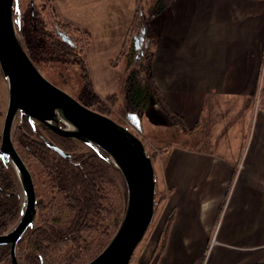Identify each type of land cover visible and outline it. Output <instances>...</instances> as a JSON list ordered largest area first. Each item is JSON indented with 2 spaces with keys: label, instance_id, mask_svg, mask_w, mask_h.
I'll list each match as a JSON object with an SVG mask.
<instances>
[{
  "label": "crops",
  "instance_id": "obj_1",
  "mask_svg": "<svg viewBox=\"0 0 264 264\" xmlns=\"http://www.w3.org/2000/svg\"><path fill=\"white\" fill-rule=\"evenodd\" d=\"M55 1L68 22L76 27L83 25L91 40L98 31L100 40L95 43L105 47H113L115 41V34L105 32L110 29V16L113 20L118 13L125 15L128 26L132 13L131 0ZM259 4L249 0H177L173 9L159 18L154 27L159 41L152 72L170 109L190 128L205 123L210 99H235L255 92L256 64L264 41V2ZM118 7L121 10L116 12ZM214 110H219L218 101ZM243 141L239 138L238 150L229 151L228 146V153L222 156L212 153L216 157L206 151L171 152L166 163L174 178L171 182H176L178 169H194L201 191L209 199L200 203L194 193V198L172 200L178 214L169 252L161 264H169L174 254L177 262L191 253L195 255L188 250L191 239L201 240L194 247L197 255L211 239L216 240L206 264H255L262 256L256 251L264 245V147L247 154L242 175L234 185L231 183L228 208L222 209L225 187L241 158ZM187 180L181 177L179 181ZM191 184L199 187L194 181ZM200 259L196 256L190 261L197 264Z\"/></svg>",
  "mask_w": 264,
  "mask_h": 264
},
{
  "label": "rangeland",
  "instance_id": "obj_2",
  "mask_svg": "<svg viewBox=\"0 0 264 264\" xmlns=\"http://www.w3.org/2000/svg\"><path fill=\"white\" fill-rule=\"evenodd\" d=\"M176 1L177 0H174L171 6L163 13L150 20V32H153L157 44L159 41V32L155 31L154 27L157 28L159 18L162 19L165 15H167L175 6ZM249 1L254 2L257 5H260L259 3L262 1L264 2V0ZM32 2L35 3V8L37 10H34V7L31 6ZM56 3L57 2L55 0H18V9L14 14L17 35L30 59L47 80L73 96L84 105H89L90 107L92 105V107H95L96 105L103 103L104 107L108 110L106 117L126 128L142 141L146 153L152 161L155 171V180L157 182L155 194V217L144 239L137 247L130 264H161L169 252L172 226L175 223L178 214V208L174 206L172 200L189 197L194 198V193H197V199L200 203L209 199V195H204V191H201V182L198 181L199 176L195 175L194 169L191 171L183 170L181 172L178 169L176 173V182H171L174 178L171 175V170L166 166L171 152L189 151L192 154H200V151H206L211 152L210 155L214 157H216V155L222 156L228 153V146L230 148L229 151L232 149L238 150L239 138L243 137L244 141L241 145L240 151L241 158L235 166V172L231 176L228 187H225L227 194L222 206L223 211H225L228 208V200L232 192L231 183L234 185L238 177L242 175L241 172L245 169V157L249 152H257L259 149L263 150L264 41L263 45H261L260 61L256 64L257 84L255 88L256 90L252 95L247 94L241 98L237 96L235 99L218 98L217 101L219 104V110H214L215 103H217V101L213 102V100L210 99L208 102L210 109L204 117L205 123L201 122V124H198L194 128H190L186 120L176 112L172 111L168 106L172 112L185 120L187 130L182 127V123H180L179 119H174V116L169 114L164 109L159 108L157 105H152L147 110L136 113L139 115L142 122V130H137L127 117L128 114L134 112L126 100L123 82L125 75L124 72L128 61L126 51H129L128 46L131 44V40L135 36H140V34L138 35L133 33L136 32V30H132L136 22V18L139 15V12L137 11L139 0H131L132 13L128 26L124 23L125 15L118 13L116 14L118 16L113 18V20H111L110 16L109 22L107 23L110 29L107 30L108 32H105L108 33L107 35H109V33L115 34L113 47L96 45V43L100 40V34L98 31L94 35V40H91L89 36H86L87 34L83 30L84 26L79 25L76 27L72 23L68 22L67 18L58 9ZM143 3L145 4V15H148L147 3L146 1ZM32 10L35 12H41L40 14L44 20L43 26L45 32L49 34L52 33L54 36L56 35L57 39H62L60 32L66 33L71 38L73 46L75 47L72 52L73 55H67V57L64 58H57L55 56L46 57L43 53L42 45H40L39 48L33 45L30 36L31 34L29 32L32 30L29 29L25 21L29 12ZM120 10L121 8L118 7L116 12H119ZM103 23L104 27L105 20H103ZM117 23H119L118 27H116ZM113 27H115L116 30H111ZM143 30H145V34H147V30ZM116 35L118 36L117 39ZM103 38L106 37L104 36ZM90 44H92V47L89 46ZM124 51L125 56L124 54L122 55V52ZM155 51L152 62L155 57ZM8 102L9 83L0 66V146L2 142V132L8 109ZM24 119L25 116L19 113L14 121L12 130L13 144L18 153H21L22 148L20 141L25 134L23 125ZM33 122H35V137L43 142L50 143L44 129L38 122ZM61 125L63 126V124ZM261 126L263 127L262 130H260ZM73 140L78 141L76 139ZM20 153L19 155L21 156ZM212 153H215L216 155ZM107 159L115 167L119 181L124 182V185L126 186L123 175L117 169L112 159L108 156ZM23 161L33 176L38 204V188L33 175V167L31 166V162L27 160L25 161L24 159ZM0 163L2 162L0 161ZM4 167L14 177L19 189L22 203H24L25 195L14 165L9 163L8 165H4ZM181 177L188 179L187 182H180L179 180ZM191 181L196 182V185L198 184L199 187L196 189L194 187L195 184H191ZM14 227L12 229H14ZM30 229L24 236L30 232ZM198 241L201 240H188V250L189 252H193L195 255L191 253L188 256H184L182 258V262H177L178 260H175L177 256L174 254L169 261V264H192L190 259L193 257L196 258V256H201V259L199 260L200 262L197 264H206L209 255L211 254L212 245L216 240L211 239V242L204 245L202 250L197 255V250H194V247ZM258 253L259 255H262L259 258L260 260L264 257V245L256 251V254ZM17 260L19 262V258H17Z\"/></svg>",
  "mask_w": 264,
  "mask_h": 264
},
{
  "label": "trees",
  "instance_id": "obj_3",
  "mask_svg": "<svg viewBox=\"0 0 264 264\" xmlns=\"http://www.w3.org/2000/svg\"><path fill=\"white\" fill-rule=\"evenodd\" d=\"M144 1L148 15H145ZM173 2L139 0V15L132 30L141 35L146 29L147 34L139 50L135 49L134 38L128 46L123 84L126 100L135 114L157 105L174 119H179L186 129L185 120L169 109L151 67L157 41L150 32V20ZM31 6L37 10L35 3L32 2ZM40 13L32 10L25 19L32 30L29 32L33 45L37 48L42 45L46 57L73 55L75 47L72 44L45 32ZM85 106L104 116L108 114L103 103L95 107ZM34 123L25 117V134L20 141L22 149L19 153L33 167L39 196L37 215L30 232L18 244L17 258L20 264H88L108 246L123 221L126 186L119 181L111 162L92 148L54 133L39 123L50 143L43 142L35 137ZM50 145L59 148L65 156ZM22 211L17 183L0 163V236L17 225ZM0 264H13L10 245H0ZM256 264H264V257Z\"/></svg>",
  "mask_w": 264,
  "mask_h": 264
},
{
  "label": "water",
  "instance_id": "obj_4",
  "mask_svg": "<svg viewBox=\"0 0 264 264\" xmlns=\"http://www.w3.org/2000/svg\"><path fill=\"white\" fill-rule=\"evenodd\" d=\"M17 4L18 0H0V66L9 83L0 161L3 165H14L25 201L18 224L0 236V245H10L12 263L19 264L17 245L33 226L37 215L34 179L12 140L14 121L20 113L63 137L86 144L106 160L107 156L112 159L126 184V212L111 242L88 264H130L155 217L157 182L152 161L137 136L80 103L41 74L17 35L14 21ZM144 35L145 30L134 37L136 50L142 47ZM60 36L73 45L66 33L60 32ZM127 117L137 130H142L139 115L130 113ZM50 146L65 156L59 148Z\"/></svg>",
  "mask_w": 264,
  "mask_h": 264
}]
</instances>
